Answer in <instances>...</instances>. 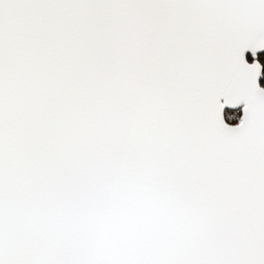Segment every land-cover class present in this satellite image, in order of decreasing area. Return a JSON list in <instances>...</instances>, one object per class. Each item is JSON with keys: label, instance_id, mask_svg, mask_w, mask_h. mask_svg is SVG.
I'll use <instances>...</instances> for the list:
<instances>
[{"label": "snow or ice", "instance_id": "6c2138e0", "mask_svg": "<svg viewBox=\"0 0 264 264\" xmlns=\"http://www.w3.org/2000/svg\"><path fill=\"white\" fill-rule=\"evenodd\" d=\"M261 53L264 0H0V264H264Z\"/></svg>", "mask_w": 264, "mask_h": 264}, {"label": "trees", "instance_id": "16d2710c", "mask_svg": "<svg viewBox=\"0 0 264 264\" xmlns=\"http://www.w3.org/2000/svg\"><path fill=\"white\" fill-rule=\"evenodd\" d=\"M261 55H264V53H261ZM249 59H250V57H249Z\"/></svg>", "mask_w": 264, "mask_h": 264}]
</instances>
